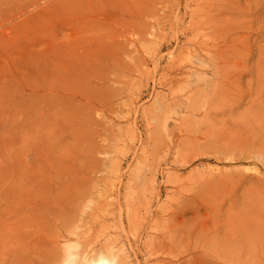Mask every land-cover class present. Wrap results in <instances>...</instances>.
I'll use <instances>...</instances> for the list:
<instances>
[{
	"label": "rangeland",
	"instance_id": "374dc122",
	"mask_svg": "<svg viewBox=\"0 0 264 264\" xmlns=\"http://www.w3.org/2000/svg\"><path fill=\"white\" fill-rule=\"evenodd\" d=\"M192 20L212 30L197 47L181 32ZM173 56L210 65L194 84L167 83ZM191 89L192 101H172ZM151 131L162 145L146 161ZM139 194L143 238L154 223L190 229L207 205L217 211L200 221L215 237L212 218L234 198L251 220L264 214V0H0V264H87L108 240L129 264H154L121 214ZM180 200L191 208L178 217ZM252 241L235 242L233 264H264Z\"/></svg>",
	"mask_w": 264,
	"mask_h": 264
},
{
	"label": "bare ground",
	"instance_id": "6f19581e",
	"mask_svg": "<svg viewBox=\"0 0 264 264\" xmlns=\"http://www.w3.org/2000/svg\"><path fill=\"white\" fill-rule=\"evenodd\" d=\"M219 5L217 6V9L220 8V10L222 11L223 8L225 7L223 6L220 7ZM209 7L211 8L215 6L210 5ZM133 21L131 22L133 29L129 31L138 33L136 34L137 36L139 34L144 36L146 32L142 30V27H140V25L137 22H133ZM205 27L206 26L204 22L192 20L190 24L188 25V27H186L185 30L183 29L184 31H181V32H182L183 37L184 36L188 37L187 42L189 44L196 43L195 47H197V45L199 44V41L202 39L203 40L207 39L206 36L208 35V32L210 33L212 31L211 29H210L211 31H209V29L206 28L208 31L205 32L206 30ZM221 31H222L221 29H219V31H216L217 32L216 35L218 36L219 32H220L219 35H221ZM150 35H154V33L152 32L151 34L150 32ZM210 36L208 38H210ZM179 40L180 38L178 36V41ZM180 52H182V49L180 50ZM172 61H173V64L172 66L170 64L171 67H169L170 69L167 72L168 73V76L166 79L167 83H172L173 81L178 80L186 75V78L189 80V84H194V81H199V80L193 79V75L200 73L204 68L210 65V58L200 59L198 61L189 60L187 62L181 63V62H178L173 56ZM198 85L199 83H197V86ZM194 95H195V92H193L191 89L187 94L181 97H177V98L174 97L172 101H192ZM164 101H167V99L164 98ZM154 129H157V128L154 127ZM153 132L152 131L150 132L151 136L149 137V140L147 141V143L144 145V150H142L143 151L142 155L144 156V158H146V161L149 160L150 158H154L159 152L160 147L162 145V141H161L162 139L156 138L155 135H153L154 134ZM179 156L183 158L184 160H187L186 163H189L186 157H182L180 153H179ZM148 165L150 166V164ZM155 170H156L155 167L153 166L150 167L151 173L154 172ZM136 176L138 178L141 177L139 174H136ZM128 198L126 199L127 201L126 208L123 210L121 214L125 212V215L127 217L126 219L128 220L129 233L132 234V237H134L135 239H139L142 237L143 233L145 232V230L143 229V226H144L143 218L144 217L142 215V211L144 209L145 203L146 202L148 203L149 198L147 195H141V194L130 197L129 199ZM177 201H179V198ZM207 203H209V200ZM182 204L183 205H181V208H183L184 210H181L182 211V212L180 211L181 213L178 211L180 213L178 217L186 214L188 212L187 209L191 208L190 205H188L186 202L185 203L183 202ZM238 205H240L241 207L238 208ZM223 206L224 204L220 205V207L222 208ZM252 207L253 206H251V203L247 200H244L243 202L239 203V200H235V198L231 199L228 211L226 210L227 211L226 215H224L225 213L224 214L220 213L221 215L219 214L217 216L216 214L218 212H216V214L214 213L215 216L212 218L213 219L212 221H213V224L215 225L214 229H215L216 234H215V237L212 236L213 238L208 237V236H207L208 238L205 237V232L209 231V225L206 222L203 223L202 220L200 221V219H202V217L200 216V212L202 209L206 210V212H209V213L217 211L215 207H212V205H207V206H203V208L198 206L192 211L194 212L195 217H193V219L191 220L192 226L190 229L185 231L182 228L183 230L181 229L179 234L174 235L173 233L169 232L166 228H163L162 224L154 223L150 225V230L147 232V235L145 238L142 237L143 238L142 240H143L146 250L153 251L150 255H153L156 258V261H154L155 262L154 264H233V262L238 257H240L241 254H243V252L242 253L240 252L241 254L237 256V258H235L236 254H235V250H233L234 249L233 246L236 245L235 242L242 241V240L240 241V239L238 238L239 236L242 237L244 241H247L249 246L253 242L252 240H254V238H256L258 241L260 240V244L264 243L263 242L264 241L263 240L264 239V214L262 211H259L258 215H256L254 218L252 217V220H251L250 211ZM169 208L167 207V209ZM222 208L221 209L219 208L221 212L223 211ZM169 210H171V208ZM169 210L168 211L166 210L167 214ZM233 211H235L236 213L234 214ZM207 216L210 217V215H207ZM178 217L177 216L174 217V220L177 221ZM204 221H208V220H204ZM186 222L188 221L182 220L181 224L182 223L185 224ZM235 228L236 230L238 229L237 231L239 232V236L238 235L228 236V235H233L234 231L236 232ZM222 234L223 236H221ZM193 237H195L196 239H205L207 241L206 244L210 243L209 246L211 245V243L213 244L212 245L213 247L215 245V248L217 249L215 254L213 256L212 255L210 256L207 252H199V250H196V249L195 250L189 249L184 253H179L176 247L173 245V243H176L174 242V240L176 239L182 240L184 238H193ZM247 242H245L246 245H247ZM113 243L114 242L112 240H108V242L101 245V247L99 248L96 247V249L89 256V258L88 259L86 258L87 264L88 263L129 264L128 257L124 254V251L121 248L120 249L116 248ZM241 243H243V241ZM249 246H246V248H248ZM243 247H240V248H243ZM236 248L238 249L239 247H235V249ZM149 251L147 252V254H149ZM79 255H80L79 248L77 247L76 251L73 252L74 259L80 260ZM83 259H85V257H83Z\"/></svg>",
	"mask_w": 264,
	"mask_h": 264
}]
</instances>
